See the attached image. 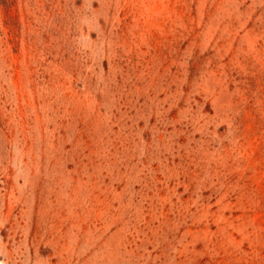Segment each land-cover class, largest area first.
Segmentation results:
<instances>
[{"label": "rangeland", "instance_id": "obj_1", "mask_svg": "<svg viewBox=\"0 0 264 264\" xmlns=\"http://www.w3.org/2000/svg\"><path fill=\"white\" fill-rule=\"evenodd\" d=\"M0 264H264V0H0Z\"/></svg>", "mask_w": 264, "mask_h": 264}]
</instances>
